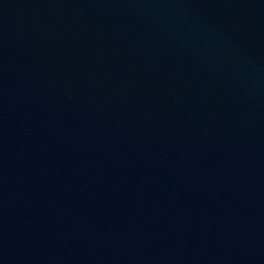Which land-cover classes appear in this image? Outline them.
<instances>
[{
    "label": "water",
    "instance_id": "water-1",
    "mask_svg": "<svg viewBox=\"0 0 264 264\" xmlns=\"http://www.w3.org/2000/svg\"><path fill=\"white\" fill-rule=\"evenodd\" d=\"M0 264H264V0H0Z\"/></svg>",
    "mask_w": 264,
    "mask_h": 264
}]
</instances>
